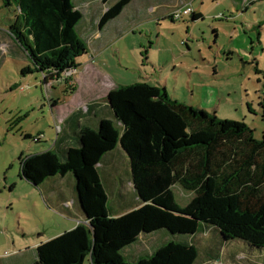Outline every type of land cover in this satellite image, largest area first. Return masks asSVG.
Masks as SVG:
<instances>
[{
  "label": "trees",
  "instance_id": "obj_1",
  "mask_svg": "<svg viewBox=\"0 0 264 264\" xmlns=\"http://www.w3.org/2000/svg\"><path fill=\"white\" fill-rule=\"evenodd\" d=\"M129 3L108 7L98 30ZM1 17L12 44L32 65L21 74L34 70L44 85L76 69L88 52L77 30L82 15L72 0H0ZM190 17L195 21L200 15ZM146 95L159 104L158 114L149 110ZM107 99L114 121L99 119L95 129L81 126L73 132L77 147L49 149L19 164V178L37 189L72 176L87 221L38 244L30 264H82L87 257L91 264H196L199 237L210 235L217 244H241L245 251L239 254L247 262L264 264V133L257 140L243 122L218 119L164 90L119 87ZM258 107L264 122V96ZM116 150L140 202L119 216L108 209L98 171ZM174 185L194 195L183 208L176 204ZM160 231L186 240L167 241L134 262L124 261L121 254L140 235Z\"/></svg>",
  "mask_w": 264,
  "mask_h": 264
},
{
  "label": "rangeland",
  "instance_id": "obj_2",
  "mask_svg": "<svg viewBox=\"0 0 264 264\" xmlns=\"http://www.w3.org/2000/svg\"><path fill=\"white\" fill-rule=\"evenodd\" d=\"M118 1L72 0L82 15L77 30L88 52L77 60L76 69L47 85L34 70L21 74L32 65L12 44L0 18V263H30L31 246L72 224L51 208L40 191L18 179L21 161L50 149L57 119L66 117L73 111L70 108L84 112L90 102L110 104V92L137 86L164 90L170 98L218 119L243 122L257 140L264 133L258 107L264 96V0H130L99 31L102 15ZM187 4L199 19L191 21V15L182 14ZM173 13L180 17L164 18ZM145 103L149 110L161 111L151 96L146 95ZM94 122L82 121L91 129L96 128ZM65 125L73 141L70 131L82 124ZM36 137L39 142L33 141ZM118 162L123 171L124 157ZM172 193L180 208L194 196L179 185L172 187ZM199 238L196 264H257L239 254L245 251L241 244H217L212 235ZM171 240L186 237L160 231L142 237L121 256L131 263ZM21 251L25 256L12 261ZM82 264H91L89 257Z\"/></svg>",
  "mask_w": 264,
  "mask_h": 264
},
{
  "label": "crops",
  "instance_id": "obj_3",
  "mask_svg": "<svg viewBox=\"0 0 264 264\" xmlns=\"http://www.w3.org/2000/svg\"><path fill=\"white\" fill-rule=\"evenodd\" d=\"M168 16L170 15L164 17H168ZM70 109H73V111H71L66 117H64L63 119L62 118L57 119V122L59 124L65 125L67 122H69L71 126H74V124L79 125V123H81L82 126H84L82 123L83 120L88 122L94 120L95 121L94 124H96L97 126L99 119H107L114 121V117L111 113L109 104L106 102L102 104L99 101L93 103L90 102L88 103L84 112L83 110H80V107H78V109H74V108H70ZM108 113L109 114L111 113V115L109 116ZM59 124H57L59 131L57 132L56 140L53 142V145L50 147V149L54 150L57 148L65 149L67 147H77L74 138L73 141H70L69 135L67 134L66 125L65 128L62 129L61 125ZM73 132L74 131H70L72 137H73ZM122 156L123 155L121 154V152L116 150L113 153L108 154L106 157H104L100 165H98V171L101 176L105 194L107 196L108 209L111 212V214H114L115 216L122 215L125 212L131 211L133 208H136L140 205V202L137 199L133 191V187L127 177L126 162H125L124 170L121 171L122 166L120 162H118V160L120 161ZM18 179L24 182L22 179L20 178ZM24 184L32 191L34 190L40 191L41 194L45 196V200L49 201L52 204L51 208H53V210L57 212L63 220L72 221L71 222L72 224L70 226L67 225L65 227L66 229H63L59 233H55L53 236L46 238L44 241H47L63 233L64 231H68L75 228L77 224H85L86 219L80 209V206L77 203L76 194L74 192V179L72 176L51 179L46 184H44L40 189L34 188L30 184H27L26 182H24ZM155 233H152L150 235H153ZM39 235L41 236L42 234H38V236ZM150 235H140L137 243L140 241L142 237H146ZM40 243H36L35 245L31 246L33 247L34 253L31 257L33 259H31L30 263L36 260L35 250L38 244ZM25 253L26 252L23 251L18 252L13 256L12 261L24 257ZM0 264H11V260L4 261Z\"/></svg>",
  "mask_w": 264,
  "mask_h": 264
},
{
  "label": "built area",
  "instance_id": "obj_4",
  "mask_svg": "<svg viewBox=\"0 0 264 264\" xmlns=\"http://www.w3.org/2000/svg\"><path fill=\"white\" fill-rule=\"evenodd\" d=\"M182 14L184 15V16H186V15H191V14H193V10H192V7L190 6V4H187L183 9H182ZM174 17H176V18H179L180 17V15L179 14H175V13H173L172 14ZM58 131H59V128L57 127L56 128ZM33 141L34 142H38V141H40V138L39 137H36V138H34L33 139Z\"/></svg>",
  "mask_w": 264,
  "mask_h": 264
},
{
  "label": "water",
  "instance_id": "obj_5",
  "mask_svg": "<svg viewBox=\"0 0 264 264\" xmlns=\"http://www.w3.org/2000/svg\"><path fill=\"white\" fill-rule=\"evenodd\" d=\"M82 211V210H81ZM85 224H87V221L85 222ZM169 234V233H168ZM170 235V234H169ZM172 236V235H171Z\"/></svg>",
  "mask_w": 264,
  "mask_h": 264
}]
</instances>
